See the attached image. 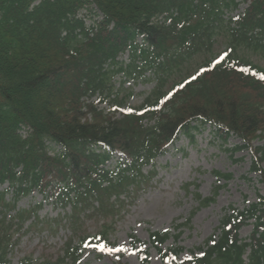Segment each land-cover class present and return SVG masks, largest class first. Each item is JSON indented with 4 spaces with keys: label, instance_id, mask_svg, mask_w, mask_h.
I'll use <instances>...</instances> for the list:
<instances>
[{
    "label": "trees",
    "instance_id": "obj_1",
    "mask_svg": "<svg viewBox=\"0 0 264 264\" xmlns=\"http://www.w3.org/2000/svg\"><path fill=\"white\" fill-rule=\"evenodd\" d=\"M243 1L244 15L226 21L240 0H0V264H12L11 229L31 218V228L72 234L56 258L18 264H77L87 249L110 247L117 216L156 173L144 168L208 124L225 141L242 140L235 149H250L251 171L264 184V147L254 144L264 138V66L250 57L264 55V0ZM86 9L95 23L81 14ZM222 28L227 47L217 58ZM198 54L205 57L193 75L172 78ZM119 75L125 80L117 88ZM130 81L156 83L133 105ZM34 192L43 201L19 208ZM196 197L199 207L216 201ZM48 201L62 210L41 218ZM89 218L103 221L94 232L86 230ZM251 219L254 230L243 241L240 230ZM217 231L183 261V246L157 245L171 232L149 236L175 264H264V196L244 209L231 206ZM139 256L148 261L147 251Z\"/></svg>",
    "mask_w": 264,
    "mask_h": 264
},
{
    "label": "rangeland",
    "instance_id": "obj_2",
    "mask_svg": "<svg viewBox=\"0 0 264 264\" xmlns=\"http://www.w3.org/2000/svg\"><path fill=\"white\" fill-rule=\"evenodd\" d=\"M247 6L248 3L242 1L238 12H242ZM81 14L87 15L88 24L98 20L95 13L88 9L83 10ZM215 38L214 55L218 57L227 47L226 29H220ZM204 57V54H198L187 60L182 73H175L172 78L180 79L185 75H193ZM250 57L264 66L263 54L250 52ZM121 60L127 61L128 54L123 55ZM124 80L123 75L116 76V87L118 88ZM155 83L127 82L126 86L132 85L133 90L129 104L142 103ZM100 108L108 110V104L102 103ZM242 144V140L235 135L225 141L210 125L199 129L194 141L185 135L181 136L169 147L166 155L157 158L154 167L144 168L146 173L153 169L156 173L147 183L136 187V193L131 194L128 203L117 216L110 248L120 250L109 252L102 248L97 252L88 249L78 264H118L119 257L122 264H173L163 260L156 245L151 242L149 235L152 231H170L172 237L161 245V248L166 251L169 247L183 246L185 250L180 255L181 259L192 255L193 250L197 252V248L204 246L206 240L218 230L221 219L231 206L244 209L257 202L259 195L264 196V184L260 176L251 171L253 156L250 149H235ZM254 144L264 147V138L257 139ZM115 161L116 159L112 160ZM216 171L231 174V178L218 176ZM197 193L203 198L216 195V201L209 206L199 207ZM42 201L43 195L35 192L23 197L18 206L30 208ZM61 210V207H56L52 201H48L39 211V215L41 218H53ZM30 222L31 220L27 221L20 233H16L15 238H19L10 254L12 264H18L25 257H31L37 262L42 261L43 257H56L60 254L66 238L72 234L67 228L60 229L58 233H52L47 228H31ZM102 222L89 218L86 221V230L94 232ZM254 222L252 219L241 228L240 238L243 241H250ZM179 224L187 225L176 229ZM179 232L181 235L177 240L174 234ZM139 250L148 251L147 262L141 261ZM248 254L249 252L245 255L247 260Z\"/></svg>",
    "mask_w": 264,
    "mask_h": 264
},
{
    "label": "snow or ice",
    "instance_id": "obj_3",
    "mask_svg": "<svg viewBox=\"0 0 264 264\" xmlns=\"http://www.w3.org/2000/svg\"><path fill=\"white\" fill-rule=\"evenodd\" d=\"M261 79H264V75L261 76ZM103 250L111 252V251H114V250L115 251H119L120 249H111V248H107V246H104Z\"/></svg>",
    "mask_w": 264,
    "mask_h": 264
}]
</instances>
